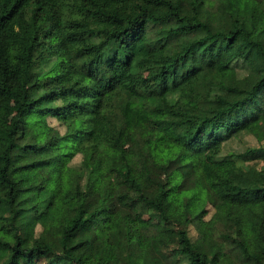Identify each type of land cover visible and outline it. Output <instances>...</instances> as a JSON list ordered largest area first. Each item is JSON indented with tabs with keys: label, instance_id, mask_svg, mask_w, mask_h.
Returning a JSON list of instances; mask_svg holds the SVG:
<instances>
[{
	"label": "trees",
	"instance_id": "obj_1",
	"mask_svg": "<svg viewBox=\"0 0 264 264\" xmlns=\"http://www.w3.org/2000/svg\"><path fill=\"white\" fill-rule=\"evenodd\" d=\"M261 116L264 0H0V264H264Z\"/></svg>",
	"mask_w": 264,
	"mask_h": 264
},
{
	"label": "rangeland",
	"instance_id": "obj_2",
	"mask_svg": "<svg viewBox=\"0 0 264 264\" xmlns=\"http://www.w3.org/2000/svg\"><path fill=\"white\" fill-rule=\"evenodd\" d=\"M251 129L255 133L262 135L263 137L264 136V116H261L257 122L253 123L251 125ZM32 131H34L35 133H39L38 128H36L35 126L32 127ZM263 164H264V161L259 162L258 167L262 166ZM149 168H150L152 176L156 179L159 175L158 172L151 166H149ZM17 179H19L20 184L24 183L28 185L31 181H37L38 177L33 172H22V173L17 174ZM178 180L179 178L177 174L172 175L171 183L175 184L177 183ZM114 185H115V178H110L107 180L105 187H107L108 189H111L113 188ZM164 202H165V205L168 211L172 215H174L179 222H181L183 219V212H182V208H181L177 195L172 191H168L164 196ZM135 209L139 215V223H140V227H141L143 238H144L143 243L144 245H148L149 240L152 236V232H151L149 225L144 221L145 208L143 204L137 203L135 205ZM158 239L163 244H167L172 239V236L169 234H162V235H158Z\"/></svg>",
	"mask_w": 264,
	"mask_h": 264
}]
</instances>
